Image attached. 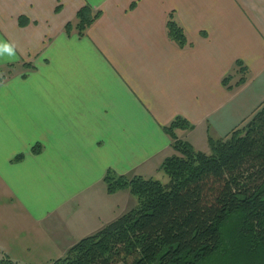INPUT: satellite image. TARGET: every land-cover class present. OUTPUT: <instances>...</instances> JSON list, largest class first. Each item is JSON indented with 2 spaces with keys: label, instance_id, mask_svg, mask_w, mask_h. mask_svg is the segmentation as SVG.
<instances>
[{
  "label": "crops",
  "instance_id": "crops-1",
  "mask_svg": "<svg viewBox=\"0 0 264 264\" xmlns=\"http://www.w3.org/2000/svg\"><path fill=\"white\" fill-rule=\"evenodd\" d=\"M86 5L102 16L86 36L68 35ZM171 12L192 47L169 40ZM237 61L249 78L231 92L222 80ZM10 65L0 84V254L50 264L137 206L128 190L127 207H94L109 172L163 177L175 154L164 128L176 117L194 126L180 138L194 146L204 127L209 146L264 102V0H0V69Z\"/></svg>",
  "mask_w": 264,
  "mask_h": 264
},
{
  "label": "trees",
  "instance_id": "trees-1",
  "mask_svg": "<svg viewBox=\"0 0 264 264\" xmlns=\"http://www.w3.org/2000/svg\"><path fill=\"white\" fill-rule=\"evenodd\" d=\"M101 16L86 5L66 33L84 37ZM166 30L180 49L193 46L174 12ZM12 68L0 69V84ZM248 75L237 61L222 84L232 92ZM193 128L181 116L164 128L175 151L160 167L167 183L109 172L108 193L129 190L137 206L50 264H264V102L226 137H210L209 153L178 136ZM41 151V145L33 148L35 154ZM0 264L19 263L0 254Z\"/></svg>",
  "mask_w": 264,
  "mask_h": 264
},
{
  "label": "rangeland",
  "instance_id": "rangeland-1",
  "mask_svg": "<svg viewBox=\"0 0 264 264\" xmlns=\"http://www.w3.org/2000/svg\"><path fill=\"white\" fill-rule=\"evenodd\" d=\"M204 132V133H203ZM202 133V140H199V138L197 139L198 143H193L194 146H196V148L194 147V149L198 150V151H202V152H206L210 146H208L207 144V140H206V132L205 129L203 127L202 132L201 129L199 131L198 134ZM163 177L160 175H158L157 179L160 180L162 183H167L169 181V178L162 173ZM93 194V199L89 198L90 202L93 203L94 202V207L95 208H108V209H113L115 206H119V207H127L129 205L128 201H127V196H130V192L128 190H123V191H118L115 194H109L108 190H107V185L104 183L103 187L99 186L97 188H95L92 191ZM91 194V196H92ZM107 195V196H106ZM131 200H133V198L130 196ZM85 216H91L94 214V211L89 212V210L87 209V211H85ZM84 216V215H83ZM81 220V216L77 219V221L79 222Z\"/></svg>",
  "mask_w": 264,
  "mask_h": 264
}]
</instances>
